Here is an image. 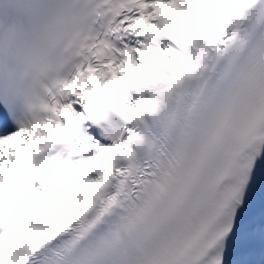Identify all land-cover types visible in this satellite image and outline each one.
<instances>
[{"label": "snow or ice", "instance_id": "obj_1", "mask_svg": "<svg viewBox=\"0 0 264 264\" xmlns=\"http://www.w3.org/2000/svg\"><path fill=\"white\" fill-rule=\"evenodd\" d=\"M0 264H264V0H0Z\"/></svg>", "mask_w": 264, "mask_h": 264}]
</instances>
